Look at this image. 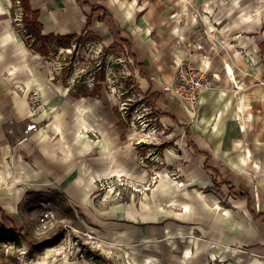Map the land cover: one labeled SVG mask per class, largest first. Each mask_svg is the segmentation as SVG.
<instances>
[{"label":"crops","instance_id":"1","mask_svg":"<svg viewBox=\"0 0 264 264\" xmlns=\"http://www.w3.org/2000/svg\"><path fill=\"white\" fill-rule=\"evenodd\" d=\"M82 2L85 5L77 0H29V5L32 11L38 12L42 36L63 38L91 33L108 45L113 40L100 20L102 14L93 12V7L104 8L118 28L120 38L129 43L135 61L141 64L144 78H140L145 83L148 77L160 87L169 84L176 63L185 60L189 53L197 67L205 69L208 75H217L219 80L214 82L215 89L200 93L194 110L171 101L180 108L175 115L157 113L162 124L159 156L163 165L157 170L159 178L154 188L138 200L127 197L124 202L102 207L94 200L97 181L121 174L133 183L148 182V173L137 164L139 152L132 145L135 130L120 125L113 95H71L45 77L38 78L35 74L29 77L30 73L25 72L19 87L36 92V100L44 110L33 116L26 94L0 93V209L3 213L14 223L17 205L27 194L57 191L71 210L81 215L84 225L94 231L108 230L110 245L120 249L118 260L133 262L134 255L128 248L130 224L145 225L146 239L150 228L157 237L164 238L168 229L158 224L165 220V206L174 214L171 218L175 222L198 224L196 221L202 220L210 210L201 204L206 197L197 188L213 184L224 188L230 199L243 203L247 217L252 222H260L264 229V194H261L264 192L261 50L264 11H260L261 1ZM204 32H210L207 34L210 42ZM197 44L202 50L197 49ZM161 100L157 93L156 112L165 103ZM25 119H31L36 131L24 134L21 123ZM169 170L178 173L184 188H176L167 179ZM224 173L240 175L242 186L245 181L256 182L253 196H260L262 212H255L250 191L238 193ZM189 185L191 189H187ZM150 224H157V230L149 228ZM204 250L193 258L203 261L209 255L213 261L212 257L218 255L212 254V247ZM148 259V255H142V260ZM91 260L63 258L58 264H95Z\"/></svg>","mask_w":264,"mask_h":264},{"label":"rangeland","instance_id":"2","mask_svg":"<svg viewBox=\"0 0 264 264\" xmlns=\"http://www.w3.org/2000/svg\"><path fill=\"white\" fill-rule=\"evenodd\" d=\"M16 1L0 0V93L15 91L26 94L30 112L34 110L33 116L44 109L36 100V92L19 87L26 77L25 72L30 73L29 77H45L60 89L68 90L71 95L111 94L116 99V115L121 120L120 125L135 129L136 136L132 145L139 150L134 143L141 136L149 145L153 143L160 146L157 132L162 124L157 113L175 115V111L180 108L173 105L162 92V87L151 83L148 77L146 83L142 81L127 50L114 42L105 45L101 39L85 35L53 37L46 42L30 38L21 23L20 4ZM260 1V11L263 12L264 0ZM26 68L30 70H24ZM149 90L151 93L157 92L163 99L161 102L166 103L157 112L151 109L149 99L145 96ZM30 120L25 119L21 126L26 128ZM148 147L150 152H156L158 148ZM156 167L160 166H155V170ZM224 177L232 180L238 193L249 190L255 212H262L260 196H253L256 182L245 181V186H242L237 173H224ZM125 179L133 188L136 187L133 182ZM99 182L94 183V200L102 207L124 202L127 197L138 200L157 184L148 179V183L139 185L147 189L145 192L141 190L135 193L126 186L120 196H113L104 192L105 187ZM190 187L187 186V189ZM197 190L206 197L201 204L210 210L203 215L202 220H194L198 224L175 222L171 218L174 214L165 205V220L158 224L168 229L164 238L157 237L150 228L157 230V224L149 225V239L144 238L145 225L130 224L128 248L134 255L133 262L118 260L120 249L110 245L106 235L108 230L94 231L84 225L81 215L71 210L66 199L57 191L27 194L13 214L16 219L13 223L16 237L10 236V231L0 236V264H58L63 258L70 261L92 259L95 264H264V229L260 222H252L247 217L244 204L230 199L224 188L213 184ZM46 203L53 211L55 221L47 231L41 232L37 229L38 217ZM68 236L78 241L77 254L69 256L65 251L64 256H56L55 251L66 249ZM207 247H212V254H218L212 257L213 261H210L209 255L203 261L193 258L197 252L198 255L204 253ZM80 253L83 256L81 258L78 256ZM142 255H148L149 259L142 260Z\"/></svg>","mask_w":264,"mask_h":264},{"label":"built area","instance_id":"3","mask_svg":"<svg viewBox=\"0 0 264 264\" xmlns=\"http://www.w3.org/2000/svg\"><path fill=\"white\" fill-rule=\"evenodd\" d=\"M16 2L19 4L18 0ZM174 16L175 15H173L172 17ZM209 33L210 32H208L207 34ZM207 34L204 32L206 40L210 42ZM186 47H188V45H186ZM197 49L202 50V47L197 44ZM218 80L219 78L217 75H208L205 69L197 67L194 61H192L191 53H189L185 60H181L176 63L173 79L169 84L162 87V92L171 101H176L177 103L187 107L189 110H194L197 105L200 93L203 91L215 89L216 87L214 86V82H217ZM234 88L237 87L234 86ZM31 131H36L35 124L27 125L24 130V134H28ZM157 134L159 135L157 141H160L162 131L158 130ZM134 145L139 147V154H137L136 158L138 166L146 170V172L149 173V180H151L152 183H155L159 178L157 170L163 165V162L161 161V158L159 156V147L161 145L158 146L154 145L153 143L149 145V143H146L143 139L136 140ZM148 146L154 147V149L156 147L158 148H156V152H150ZM166 149H169V147H166ZM155 166L160 167H156L155 170ZM151 167H154V169L151 170ZM167 179L173 181L175 183V187L178 189H182L185 187V183L183 180H180L178 173H174L172 170L168 171ZM125 182L126 179L125 177H123V175H112L108 179H103L102 181H100L99 184L105 187L104 192H108L113 196H120L121 193L125 191L126 186L135 193H140L141 190L144 192L147 190L144 186L140 187L139 185L141 184L139 183H134L136 187L133 188L134 186L129 185L127 182L126 184ZM43 206V209L39 213L37 227V229L41 232L47 231L55 221L53 211L48 208L49 204L46 203L43 204ZM68 237L69 238L65 243L66 249L61 248L58 251H55L54 254L56 256H62L65 251L67 253L66 255L69 254V256L77 254L75 253V251L78 250V241L71 239L70 236ZM87 238L93 239L92 236H87ZM78 256L80 258L83 257L81 253Z\"/></svg>","mask_w":264,"mask_h":264},{"label":"trees","instance_id":"4","mask_svg":"<svg viewBox=\"0 0 264 264\" xmlns=\"http://www.w3.org/2000/svg\"><path fill=\"white\" fill-rule=\"evenodd\" d=\"M20 4L21 9V23L23 24L24 30L28 37L36 39L37 41L46 42L53 38V36H42L41 35V25L38 23V12L32 11L29 5V0H18ZM77 2L80 5H85V3L82 2V0H77ZM93 12L102 14V17L100 18L101 22L106 27L108 33L112 37V40L115 44H118L122 47H124L127 50V55L129 56V59L132 60L133 65L135 69L138 71L139 76L141 78H144V71L141 66V64L137 63L134 59V56L131 53V47L129 43L122 40L120 38L119 30L114 24V21L111 17V15L102 7L96 6L93 7ZM85 36L87 37H95L91 33H86ZM75 36H68L63 38H72ZM58 38V37H56ZM60 38V37H59ZM262 55H263V61H264V43L261 45ZM86 95V94H82ZM147 99H149V104L151 109L156 112L155 103L157 100V93H150L147 92L145 95ZM229 190L231 192L232 188L229 187ZM235 196V195H234ZM239 198H245L244 196H240ZM0 216H1V231L0 236L4 235L5 231H10L13 238H15L17 235L16 229L14 228L13 222L3 213V211L0 209ZM260 217V216H258ZM22 232V230H20ZM26 236V235H24Z\"/></svg>","mask_w":264,"mask_h":264},{"label":"bare ground","instance_id":"5","mask_svg":"<svg viewBox=\"0 0 264 264\" xmlns=\"http://www.w3.org/2000/svg\"><path fill=\"white\" fill-rule=\"evenodd\" d=\"M9 38V37H8ZM12 38V37H11ZM14 38V37H13ZM2 45V44H1Z\"/></svg>","mask_w":264,"mask_h":264}]
</instances>
